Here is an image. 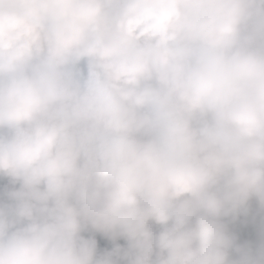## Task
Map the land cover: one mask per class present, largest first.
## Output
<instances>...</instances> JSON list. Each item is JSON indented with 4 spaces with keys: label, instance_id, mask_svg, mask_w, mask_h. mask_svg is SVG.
Here are the masks:
<instances>
[{
    "label": "clouds",
    "instance_id": "obj_1",
    "mask_svg": "<svg viewBox=\"0 0 264 264\" xmlns=\"http://www.w3.org/2000/svg\"><path fill=\"white\" fill-rule=\"evenodd\" d=\"M0 264H264V0H0Z\"/></svg>",
    "mask_w": 264,
    "mask_h": 264
}]
</instances>
